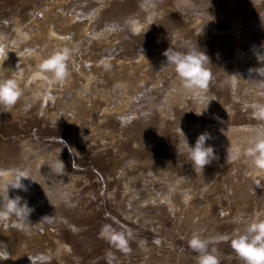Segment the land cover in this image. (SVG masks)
Returning <instances> with one entry per match:
<instances>
[{
    "label": "rangeland",
    "instance_id": "1",
    "mask_svg": "<svg viewBox=\"0 0 264 264\" xmlns=\"http://www.w3.org/2000/svg\"><path fill=\"white\" fill-rule=\"evenodd\" d=\"M130 17L146 32L132 34ZM184 43L209 58L201 98L166 66L164 52ZM0 44V74H23V96L0 106V170L13 183L28 174L26 191L8 195L32 209L23 227L0 224V264H197L194 231L231 235L264 213V173L227 159L264 125L253 115L264 105V0H0ZM65 47V83L35 78ZM180 130L189 145L211 134L216 159L202 172ZM105 224L132 232L129 252L100 235ZM212 247L220 264H244L230 240Z\"/></svg>",
    "mask_w": 264,
    "mask_h": 264
},
{
    "label": "clouds",
    "instance_id": "2",
    "mask_svg": "<svg viewBox=\"0 0 264 264\" xmlns=\"http://www.w3.org/2000/svg\"><path fill=\"white\" fill-rule=\"evenodd\" d=\"M155 13L147 18L148 27L153 24L152 20ZM125 27L134 35H139L142 31L145 33L144 22L135 17H130L124 22ZM4 45L0 44V69L6 58L3 57ZM183 50L168 48L164 55L167 58L166 66L173 69L176 77L181 82L182 88L193 98L203 97L209 87L211 73L207 69L209 64L208 56L199 50L197 45L189 46L188 43L182 45ZM73 52L72 49L65 47L57 50L44 59L39 65L35 78L41 79L51 84H64L69 76L68 61ZM23 74L19 71H12V75L5 76L0 74V106L5 111L12 108L23 96V90L20 81ZM210 101V100H209ZM202 108L197 115H202L207 109ZM254 118L264 121V105H257L253 113ZM183 137L182 144L187 154L188 160L192 162L195 169L201 172L205 165L210 164L216 159L214 147L206 144L212 136L204 131L197 136L193 145H189L187 137L180 130ZM244 156L250 167L258 173H264V125H262L254 136L246 141V147L243 149L240 145H233L227 150V159L229 162L237 161ZM61 168L65 167L60 160ZM5 172L0 170V224L7 223L13 217H16L23 227L25 221L32 209L26 202L21 203V197L10 198L8 195L9 186L15 189L25 190L21 183V178H30L26 172L16 174L15 183L11 180H4ZM179 183V181L177 182ZM260 185V182L257 181ZM174 191V189H173ZM184 202L187 204L191 197L185 191L183 193ZM237 222H242L241 217L236 218ZM246 226L241 230L235 229L231 235H212L205 237L200 231H194L188 241V246L197 253V264H220L218 250L215 247L209 248L210 244L221 241H231V247L244 264H264V213L256 212L247 221H243ZM100 235L107 239L109 243L122 252H129V242L133 239V234L127 229H118L111 224H105ZM143 243V242H141ZM5 254L0 256V260L7 259Z\"/></svg>",
    "mask_w": 264,
    "mask_h": 264
}]
</instances>
